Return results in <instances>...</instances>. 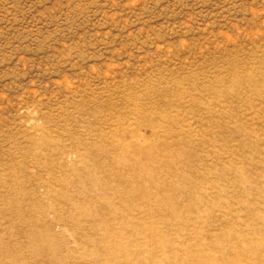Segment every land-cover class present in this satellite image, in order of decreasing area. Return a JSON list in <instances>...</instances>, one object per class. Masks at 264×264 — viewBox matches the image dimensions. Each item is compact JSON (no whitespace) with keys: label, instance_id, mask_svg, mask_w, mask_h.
<instances>
[{"label":"rangeland","instance_id":"374dc122","mask_svg":"<svg viewBox=\"0 0 264 264\" xmlns=\"http://www.w3.org/2000/svg\"><path fill=\"white\" fill-rule=\"evenodd\" d=\"M263 238L264 0H0L17 264H264Z\"/></svg>","mask_w":264,"mask_h":264},{"label":"bare ground","instance_id":"6f19581e","mask_svg":"<svg viewBox=\"0 0 264 264\" xmlns=\"http://www.w3.org/2000/svg\"><path fill=\"white\" fill-rule=\"evenodd\" d=\"M243 179H245V178H243ZM245 180H246V179H245ZM245 180H244V181H245ZM241 181H242V180H241ZM243 183H244V182H243ZM244 185H245V184H244ZM261 199H263V198H261ZM67 203H68V202H67ZM69 204H70V202H69ZM71 206H72V205H71ZM259 206H260V205H259ZM254 207H255V206H253V208H254ZM72 208H73V207H72ZM255 209H256V208H255ZM259 209H261V208H259ZM44 210H46V209H44ZM46 211H48V210H46ZM69 211L71 212V210H69ZM69 211H68V212H69ZM251 211H252V210H251ZM49 212H50V211H49ZM259 212H260V211H259ZM62 213H63V212H62ZM248 213H249V212H248ZM248 213H247V214H248ZM46 214H47V213H46ZM47 215H48V214H47ZM70 215H71V214H70ZM232 215H233V214H232ZM237 215H238V214H237ZM248 215H249V216H247V217L249 218V217H250V214H248ZM262 215H263V214H262ZM44 216H45V215H44ZM56 216H57V215H56ZM65 216H67V215H65ZM71 216H72V215H71ZM221 216H223V215H221ZM238 216H239V215H238ZM238 216H237V217H238ZM252 216H254V215H252ZM231 217H232V216H231ZM240 217H241V216H240ZM242 217H243V216H242ZM245 217H246V216H245ZM225 218H226V217H225ZM232 218H233V217H232ZM254 218H255V217H254ZM254 218H253V219H254ZM40 219H41V218H40ZM51 219H52V218H51ZM59 219H60V218H59ZM136 219H138V218H136ZM241 219H242V218H241ZM258 219H260V217H259ZM47 220H48V218H47ZM49 220H50V218H49ZM64 220H65V219H64ZM66 220H67V219H66ZM66 220H65V221H66ZM140 220H142V219H140ZM244 220H245V219H244ZM56 221H58V220H56ZM61 221H63V220H61ZM75 221H76V220H75ZM212 221H213V220H212ZM227 221H228V219H227ZM229 221H230V220H229ZM239 221H240V220H239ZM260 221H261V220H260ZM32 222H33V221H32ZM48 222H49V221H48ZM58 222H59V221H58ZM69 222L71 223V221H69ZM132 222H133V221H132ZM134 222H135V221H134ZM249 222H250V221H249ZM256 222H257V221H256ZM35 223H36V222H35ZM60 223H61V222H60ZM65 223H66V222H65ZM141 223H142V222H141ZM143 223H144V222H143ZM223 223H224V221H223ZM223 223H222V224H223ZM225 223H226V222H225ZM231 223H232V221H231ZM33 224H34V223H33ZM52 224H53V222H52ZM56 224H57V223H56ZM61 224H62V223H61ZM71 224H72V223H71ZM71 224H70V226H71ZM75 224H76V223H75ZM148 224H149V223H148ZM198 224H199V223H198ZM227 224H230V223H227ZM236 224H237V223H236ZM238 224H239V223H238ZM243 224H245V223H243ZM243 224H242V225H243ZM250 224H252V223H250ZM131 225H132V224H131ZM137 225H138V223H137ZM140 225H141V224H140ZM203 225H204V223H203ZM211 225H212V224H211ZM213 225H215V224H213ZM213 225H212V226H213ZM224 225H225V224H224ZM239 225H240V224H239ZM57 226H58V224H57ZM65 226H66V225H65ZM79 226H80V224H79ZM138 226H139V225H138ZM200 226H202V224H201ZM204 226H205V225H204ZM204 226H203V227H204ZM218 226H219V225H218ZM220 226H221V224H220ZM244 226H245V225H244ZM112 227H113V226H112ZM145 227H146V226H145ZM151 227H153V226H151ZM154 227H155V226H154ZM206 227H207V226H206ZM225 227H226V226H225ZM227 227H228V226H227ZM231 227H232V226H231ZM231 227H230V228H231ZM255 227H256V226H255ZM48 228H49V227H48ZM50 228H52V227L50 226ZM55 228H56V227H55ZM105 228H106V227H105ZM138 228H139V227H138ZM142 228H143V227H142ZM200 228H201V227H200ZM246 228H247V226H246ZM63 229H64V227H63ZM100 229H101V228H100ZM111 229H114V228H111ZM139 229H140V228H139ZM149 229H150V228H149ZM220 229H222V228H220ZM223 229H224V228H223ZM228 229H229V228H228ZM260 229H261V228H260ZM107 230H109V229H107ZM130 230H131V229H130ZM135 230H136V229H135ZM143 230H144V229H143ZM209 230H210V229H209ZM249 230H250V229H249ZM262 230H263V229H262ZM155 231H156V230H155ZM158 231H159V230H158ZM214 231H216V229H215ZM225 231H226V230H225ZM232 231H233V230H232ZM236 231L238 232V230H236ZM240 231H241V230H240ZM242 231H243V228H242ZM258 231H259V230H258ZM51 232H53V230H52ZM76 232H77V231H76ZM76 232H75V234H76ZM107 232H108V231H107ZM140 232H141V231H140ZM144 232H145V231H144ZM144 232H143V233H144ZM220 232H221V231H220ZM220 232H219V233H220ZM227 232H230V231H227ZM245 232H246V231H245ZM248 232H249V231H248ZM260 232H261V231H260ZM53 233H54V232H53ZM88 233H89V231H88ZM110 233H111V231H110ZM114 233H115V232H114ZM146 233H147V232H146ZM22 234H23V233H22ZM112 234H113V232H112ZM122 234H123V233H122ZM148 234H149V233H148ZM155 234H156V233H155ZM157 234H158V233H157ZM212 234H213V233H212ZM212 234H208V235L212 236ZM227 234H228V233H227ZM247 234H248V233H247ZM250 234H253V233L250 232ZM257 234H258V233H257ZM257 234H256V235H257ZM38 235H39V234H38ZM51 235H52V234H51ZM72 235H73V234H72ZM107 235H109V233H108ZM107 235H106V236H107ZM139 235H140V234H139ZM151 235H152V234H151ZM151 235H150V236H151ZM153 235H154V234H153ZM240 235H241V234H240ZM110 236L113 237V235H110ZM116 236H118V234H117ZM145 236H146V235H145ZM150 236H149V237H150ZM159 236H160V235H158V237H159ZM213 236H214V234H213ZM213 236H212V237H213ZM217 236H218V235H217ZM253 236H254V235H253ZM253 236H252V237H253ZM30 237H32V236H30ZM76 237H77V236H76ZM97 237H98V236H97ZM107 237H109V236H107ZM146 237H147V236H146ZM149 237H148V238H149ZM230 237H232L231 234H230ZM236 237H237V236H236ZM34 238H35V237H34ZM53 238H54V237H53ZM74 238H75V237H74ZM104 238H105V235H103V238H102L101 240H105ZM135 238H136V237H135ZM137 238H138V236H137ZM139 238H141V236H139ZM160 238H161V237H160ZM205 238H206V237H205ZM209 238H210V237H209ZM209 238H208V239H209ZM217 238H218V237H217ZM224 238H225V237H224ZM226 238H227V235H226ZM226 238H225V239H226ZM238 238H239V237H238ZM243 238H244V237H243ZM249 238H250V237H249ZM259 238H260V237H259ZM32 239H33V238H32ZM106 239H107V238H106ZM110 239H111V238H110ZM110 239H108L107 241H109ZM151 239H152V238H151ZM161 239H162V238H161ZM168 239H169V238H168ZM251 239H252V238H251ZM254 239H255V237H254ZM263 239H264V238H263ZM148 240H149V239H148ZM183 240H184V239H183ZM185 240H186V239H185ZM185 240H184V242H185ZM206 240H207V239H206ZM212 240H214V239H212ZM228 240H230V239L228 238ZM231 240H232V239H231ZM236 240H237V238H236ZM236 240H235V242H236ZM238 240H240V239H238ZM238 240H237V241H238ZM105 241H106V240H105ZM114 241H115V240H114ZM114 241L112 240V241L110 242V244H107V242H104V243H102V244L99 243V244L102 246V248H101L100 250L95 251V253H93V255H91L92 258L89 259V263H88V264H92V263H93V264H99L100 262H102V260H103L104 257H105V260L107 259V260L109 261V264H117V263H116V261H117V257L114 258V256H116L117 254H116L112 249H113L114 247H115L116 249H120V248H118V245L116 244L117 242L115 243ZM116 241H117V240H116ZM169 241H170V240H168V243H169ZM203 241H204V240H203ZM242 241H243V240H242ZM261 241H262V240H261ZM263 241H264V240H263ZM0 242H2V241H0ZM98 242H100V241H98ZM140 242H141V241H139V243H140ZM173 242H174V241H173ZM184 242H183V244H184ZM192 242H193V241H192ZM192 242H191V243H192ZM209 242H210V241H209ZM211 242H212V241H211ZM216 242H217V241H216ZM227 242H228V241H227ZM232 242H234V241H232ZM232 242H230L229 244L231 245ZM246 242H248V241H246ZM258 242H259V241H258ZM128 243H129V242H128ZM134 243H135V242H134ZM136 243H137V242H136ZM189 243H190V242H189ZM189 243H188V244H189ZM193 243H194V242H193ZM83 244H84V242H83ZM83 244H82V245H83ZM188 244H187V246H188ZM195 244H197V243H195ZM207 244H208V242H207ZM207 244H205V242H204V245H207ZM225 244H226V243H225ZM233 244H234V243H233ZM233 244H232V245H233ZM235 244H236V243H235ZM251 244H252V243H251ZM251 244H250V245H251ZM31 245H32V244H31ZM119 245H120V244H119ZM140 245H141V244H140ZM140 245L138 244V246H140ZM181 245H182V244H181ZM189 245H190V244H189ZM193 245H194V244H193ZM216 245H219V242H218V244L216 243ZM223 245H224V244H222L221 247H222ZM232 245H231V246H232ZM263 245H264V243H263ZM263 245H262V246H263ZM68 246H69V245H68ZM94 246H95V245H94ZM147 246H149V245H147ZM162 246H163V245H162ZM185 246H186V243H185ZM207 246H208V245H207ZM207 246H206V247H207ZM209 246H210V245H209ZM252 246H253V245H252ZM256 246L259 247L260 245L258 244V245H256ZM123 247H124V246H123ZM204 247H205V246H204ZM204 247H203V248H204ZM213 247H214V244H213ZM216 247H217V246H216ZM216 247H215V248H216ZM224 247H227V245L224 246ZM247 247H249V244H248ZM121 248H122V247H121ZM125 248H126V247H125ZM142 248H143V247H142ZM142 248H141V249H142ZM151 248H152V247H151ZM151 248H150V249H151ZM164 248H165V247H164ZM191 248H193V247H191ZM208 248H211V246L208 247ZM217 248H218V247H217ZM244 248H245V246H244ZM262 248H264V247H262ZM132 249H133V248H132ZM148 249H149V248H148ZM150 249H149V250H150ZM183 249H184V247H183ZM193 249H194V248H193ZM226 249H227V248H226ZM241 249H243V248H241ZM246 249H247V248H246ZM248 249H250V248H248ZM257 249H258V248H257ZM260 249H261V248H260ZM31 250H33V248H32ZM121 250H122V249H121ZM127 250H128V249H127ZM127 250H126V251H127ZM129 250H131V249H129ZM143 250H144V249H143ZM145 250H146V248H145ZM165 250H166V249H165ZM185 250H186V249H184V251H185ZM210 250L213 251V248L210 249ZM243 250H244V249H243ZM258 250H259V249H258ZM258 250H257V251H258ZM17 251H18V250L15 249V248L7 249V247H6L5 245H3L2 243H0V255L3 256V257H9V259H8V263H9V264H13V263H16V264H17V263H18V260H17L18 257H17V254H16ZM67 251L70 252L69 250H67ZM116 251H117V250H116ZM126 251H125V253H126ZM137 251H139V250H137ZM137 251H136V252H137ZM162 251L165 252L164 250H162ZM169 251H170V250H169ZM187 251H189V250H187ZM196 251H197V249H196ZM196 251H195V252H196ZM215 251H216V250H215ZM226 251H227V250H226ZM228 251H229V250H228ZM232 251H233V250H232ZM232 251H231V252H232ZM34 252H36L35 254H43V253H44L42 249H36V250L34 249ZM154 252H155V251H154ZM156 252H158L157 249H156ZM167 252H168V251H167ZM167 252H166V254H167ZM171 252H172V251H171ZM221 252H223V251H220V254H222ZM254 252H255V251H254ZM261 252H262V251H261ZM134 253H135V252H134ZM145 253L147 254V252H145ZM152 253H153V251H152ZM152 253H150V254L152 255ZM169 253H170V252H169ZM181 253H183V252H181ZM197 253H198V252H197ZM216 253H218V252L216 251ZM226 253H227V252H226ZM250 253H251V252H250ZM130 254H131V253H130ZM148 254H149V253H148ZM150 254H149V255H150ZM170 254H171V253H170ZM174 254H175V253H174ZM185 254H186V253H185ZM223 254H224V253H223ZM229 254H230V253H229ZM231 254H233V252H232ZM255 254H256V253H255ZM257 254H258V253H257ZM259 254H260V253H259ZM143 255H144V254H142V256H143ZM149 255H148V256H149ZM153 255H154V254H153ZM156 255H157V253H156ZM160 255H161V254H160ZM179 255H181V254H179ZM182 255H183V254H182ZM195 255H196V253H195ZM206 255H207V254H206ZM208 255H209V254H208ZM208 255H207V256H208ZM210 255H211V254H210ZM117 256H118V255H117ZM145 256H146V255H145ZM172 256H173V255H172ZM175 256H176V255H174L173 257H175ZM201 256H202V255H201ZM218 256H220V255H218ZM246 256H247V255H246ZM250 256H253V254L250 255ZM250 256H247V257H250ZM257 256H258V255H257ZM124 257H125V256H124ZM126 257H127V255H126ZM150 257H151V256H150ZM152 257H153V256H152ZM156 257H158V256H156ZM160 257H161V256H160ZM167 257H169L168 254H167ZM170 257H171V256H170ZM173 257H171V258L173 259ZM188 257H189V256H188ZM196 257H197V256H196ZM208 257H209V256H208ZM208 257H205V258H208ZM213 257H214V254H213ZM213 257H212V258H213ZM216 257H217V255H216ZM216 257H215V258H216ZM230 257H231V256H230ZM262 257H263V255H262ZM129 258H130V257H129ZM131 258H133V257H131ZM141 258H142V257H141ZM144 258H145V257H144ZM177 258H178V257H177ZM177 258H176V259H177ZM181 258H183V257H181ZM181 258H180V259H181ZM197 258L199 259L200 257H197ZM224 258H226V257H223V259H224ZM231 258H232V257H231ZM233 258H234V257H233ZM233 258H232V259H233ZM259 258H260V257H259ZM125 259H127V258H125ZM183 259H184V258H183ZM189 259H190V258H189ZM189 259H188V260H189ZM202 259H203V258H201V260H202ZM216 259H217V258H216ZM220 259H221V258H220ZM232 259H230V260H232ZM238 259H240V258L238 257ZM247 259H248V258H247ZM249 259H250V258H249ZM121 260H122V262H123V258H122ZM129 260H130V259H129ZM136 260H138V259H136ZM161 260H162V259H161ZM173 260H174V259H173ZM225 260H227V258H226ZM235 260H237V259H234V261H235ZM242 260H243V259H242V257H241V261H242ZM244 260H246V259H244ZM258 260H259V259H258ZM153 261H155V260H153ZM198 261H199V260H198ZM198 261H197V262H198ZM205 261H206V260H205ZM217 261H218V260H217ZM228 261H229V260H228ZM120 262H121V261H120ZM124 262H125V261H124ZM124 262H123V263H124ZM133 262H134V261H133ZM138 262H141V261L139 260ZM146 262H147V261H146ZM149 262H150V260H148V263H149ZM166 262H167V261H166ZM169 262H170V261H169ZM169 262H168V264H169ZM172 262H173V261H172ZM172 262H171L170 264H172ZM197 262H196V263H197ZM203 262H204V261H203ZM218 262H219V261H218ZM236 262H237V261H236ZM239 262H240V261L238 260V263H239ZM257 262H258V261H257ZM143 263H144V262H143ZM157 263H159V262H157ZM198 263H200V262H198ZM207 263H208V261H207ZM210 263H211V262H210ZM221 263H222V262H221ZM226 263H227V262H226ZM226 263H225V264H226ZM229 263H230V261H229ZM231 263H232V262H231ZM245 263H246V262H245ZM19 264H20V262H19ZM85 264H86V263H85ZM133 264H134V263H133ZM144 264H145V263H144ZM163 264H164V261H163ZM174 264H175V263H174ZM200 264H201V263H200ZM212 264H213V263H212ZM222 264H223V263H222ZM239 264H241V263H239ZM246 264H247V263H246ZM252 264H253V263H252Z\"/></svg>","mask_w":264,"mask_h":264}]
</instances>
